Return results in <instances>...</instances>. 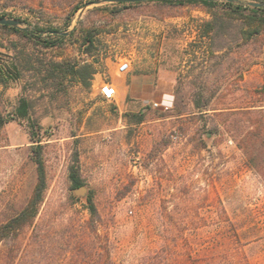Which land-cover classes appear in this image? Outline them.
Instances as JSON below:
<instances>
[{
    "label": "rangeland",
    "instance_id": "rangeland-1",
    "mask_svg": "<svg viewBox=\"0 0 264 264\" xmlns=\"http://www.w3.org/2000/svg\"><path fill=\"white\" fill-rule=\"evenodd\" d=\"M87 1L0 0V15L24 30L37 22L65 28L80 5L64 33L78 20L99 30L94 66L105 72L120 62L133 74L153 73L149 94L105 99L99 86L108 73L88 87L48 78L53 61H92L81 29L47 48L0 28V61L23 67L21 80L0 86V115L8 118L0 129V218L19 209L34 184L31 132L48 177L32 227L17 243H0V264L10 250L13 264H264V35L248 37L221 4L211 10L220 16L215 31L205 33L213 16L199 4L117 5L110 14L94 8L112 2ZM164 95L170 107H155ZM21 96L29 119L12 115ZM75 154L86 196L70 187Z\"/></svg>",
    "mask_w": 264,
    "mask_h": 264
},
{
    "label": "trees",
    "instance_id": "trees-1",
    "mask_svg": "<svg viewBox=\"0 0 264 264\" xmlns=\"http://www.w3.org/2000/svg\"><path fill=\"white\" fill-rule=\"evenodd\" d=\"M93 1L95 0H89L85 2V4H90ZM250 1L264 3V0H247L246 2L241 0H146L139 2H112L110 3V5H113L112 8L106 6L103 8L97 7L94 8V10L107 9L110 14H114L118 11L117 9H114L117 5H127L129 7H133L148 3H157L158 5L164 7H176L184 6L186 4H199L208 12L212 13V19L205 23L204 32L209 33L211 31H215L220 17L218 14L211 12V10L219 7V4H221V6H224L229 10V12H227L229 18L238 20L245 27V33H247L248 37L264 35V6H252L249 4ZM80 7L81 6L78 4L73 6L72 10L63 21L62 25L65 28L56 26L52 22L44 24L37 22L34 25V30L32 31L24 30L16 26H9L7 24H0V28L12 30L13 32L33 40L35 43H39L47 48L57 47L60 41L66 39L67 37H71L74 32L81 29L79 27L82 26L83 22L82 20H78L76 26L70 32L67 34L64 33V31H66L71 24V17ZM0 18H7V16L1 14ZM80 31L82 35L81 45H83L85 53L92 58V61H85L81 64L65 60L53 61L50 64V68L47 70L48 78L61 77L62 79H67L68 77H73L86 87L90 85V79L96 71L94 63H97V59L94 56L93 50L95 49V36L99 33V30L86 28L81 29ZM43 34H45V38L42 36ZM22 77L23 67L18 60L6 62L0 61V86L6 88L10 82L21 80ZM29 107L30 105L28 100L23 96L19 97L17 105L12 112L13 117L18 119H29ZM142 119V114L135 115L136 122H141ZM7 121L8 118L0 115V129ZM30 139L32 140V144L29 146L28 151L30 160L34 164L35 168L34 184L29 196L25 199L20 208L7 215L5 214L2 218H0V243L10 241L17 243L19 241L22 233L32 227L45 196L48 185V177L43 157V144L40 139H34L32 132L30 133ZM77 161V155L75 154L73 163L70 164L68 169V179L70 181L71 188H77L84 184V181L79 173ZM86 201L90 216L88 221L89 228L92 232L96 233V224L100 218L99 213L90 195L87 197ZM12 252L13 251L10 250L6 254L5 260L2 264H13L14 256ZM195 262L193 264H195ZM207 264H210V262Z\"/></svg>",
    "mask_w": 264,
    "mask_h": 264
},
{
    "label": "crops",
    "instance_id": "crops-1",
    "mask_svg": "<svg viewBox=\"0 0 264 264\" xmlns=\"http://www.w3.org/2000/svg\"><path fill=\"white\" fill-rule=\"evenodd\" d=\"M120 62H113L112 65L108 64L106 71L101 72L96 67V71L92 76L95 78L102 77L108 73L110 82L119 93L120 101L125 99V96L129 93L132 96H139L141 98L146 97L149 94L148 82L152 79L153 73L144 71L139 74H133L129 72V65H126L124 70L120 69Z\"/></svg>",
    "mask_w": 264,
    "mask_h": 264
},
{
    "label": "built area",
    "instance_id": "built-area-1",
    "mask_svg": "<svg viewBox=\"0 0 264 264\" xmlns=\"http://www.w3.org/2000/svg\"><path fill=\"white\" fill-rule=\"evenodd\" d=\"M126 65L127 63L121 64L120 69L124 70L126 68ZM99 91L101 95L107 100L114 99L116 95L115 87L109 82H102L99 86ZM153 105L162 109H168L170 107L169 95H164V97L159 102H153Z\"/></svg>",
    "mask_w": 264,
    "mask_h": 264
},
{
    "label": "water",
    "instance_id": "water-1",
    "mask_svg": "<svg viewBox=\"0 0 264 264\" xmlns=\"http://www.w3.org/2000/svg\"><path fill=\"white\" fill-rule=\"evenodd\" d=\"M139 1H146V0H95L92 3H101V2H139ZM250 5L252 6H264V3H259V2H249ZM0 24H7L9 26H16L21 28L22 21L18 19H11V18H0ZM26 29V28H22ZM74 191L80 195H85L86 196V188L84 185L77 187L74 189Z\"/></svg>",
    "mask_w": 264,
    "mask_h": 264
}]
</instances>
